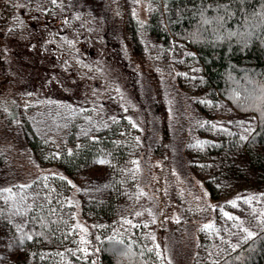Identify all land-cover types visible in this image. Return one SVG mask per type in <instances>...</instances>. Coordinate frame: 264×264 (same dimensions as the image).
<instances>
[{"label": "trees", "instance_id": "obj_1", "mask_svg": "<svg viewBox=\"0 0 264 264\" xmlns=\"http://www.w3.org/2000/svg\"><path fill=\"white\" fill-rule=\"evenodd\" d=\"M147 1L153 6L142 23L132 13L135 0H117V6L129 55L149 76L160 121L158 140L150 151L160 216L170 219L179 210L182 183L170 162L169 112L145 38L173 52L182 44L197 61L192 85L181 94L193 115L188 120V140L195 143L189 152L192 170L211 200L246 191L260 195L264 190V0ZM18 3L0 0V37ZM225 107L250 119L252 129L240 134L217 125L215 120H224L219 112ZM0 111L10 133L17 108L13 104L7 113L4 106ZM10 134L13 146L0 138V190H8L0 198V264H159L146 227L117 216L126 183L135 179L130 176L137 171L133 160L139 143L129 121L121 118L59 150L45 139L19 143L16 134ZM95 165L101 167L94 176L101 187H78L81 200L74 204L77 176H89ZM246 181L251 185H241ZM206 264H264V223Z\"/></svg>", "mask_w": 264, "mask_h": 264}, {"label": "rangeland", "instance_id": "obj_2", "mask_svg": "<svg viewBox=\"0 0 264 264\" xmlns=\"http://www.w3.org/2000/svg\"><path fill=\"white\" fill-rule=\"evenodd\" d=\"M152 6L147 0H135L132 13L142 23ZM14 12L0 37V110L4 106L7 113L15 104L17 119L10 133L16 134V142L37 137L59 150L121 118L129 121L139 143L133 160L137 171L126 183L117 216L146 227L159 264H206L263 226L264 190L260 195L246 191L213 201L192 170L189 152L195 143L188 140V120L193 115L183 95L198 70L191 51L182 44L176 52L163 50L144 39L169 112L170 162L182 183L181 206L164 219L152 171L155 161L150 158L160 121L149 76L130 57L124 41L117 0H19ZM219 113L225 116L215 120L221 127L240 134L252 129L250 119L235 116L228 107ZM4 120L0 111V138L13 146ZM100 171L95 165L89 176H77L74 204L81 200L78 187H101L94 178ZM7 192L0 190V198Z\"/></svg>", "mask_w": 264, "mask_h": 264}, {"label": "snow or ice", "instance_id": "obj_3", "mask_svg": "<svg viewBox=\"0 0 264 264\" xmlns=\"http://www.w3.org/2000/svg\"><path fill=\"white\" fill-rule=\"evenodd\" d=\"M205 227H211L210 225H206ZM249 235H251V233H249Z\"/></svg>", "mask_w": 264, "mask_h": 264}]
</instances>
